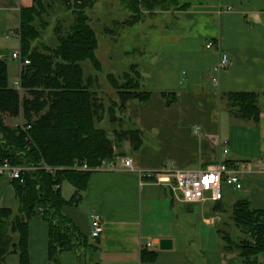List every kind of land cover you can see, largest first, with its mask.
I'll return each mask as SVG.
<instances>
[{"label": "crops", "instance_id": "obj_1", "mask_svg": "<svg viewBox=\"0 0 264 264\" xmlns=\"http://www.w3.org/2000/svg\"><path fill=\"white\" fill-rule=\"evenodd\" d=\"M183 4L189 6L145 21L146 30L139 34L142 44L133 50L141 56L137 72L150 98L146 103H126L123 126L137 128L142 145L132 152L128 144V153L115 160L130 159L133 171L92 172L78 203L63 208L87 240L91 215L101 218L103 233L91 264H241L239 253L225 251L221 239L222 233L240 239L230 219L232 207L248 200L252 208L264 210V1ZM31 5V0H0V56L19 51H4L3 41L17 31L19 10ZM222 55L229 65L215 72ZM16 70L14 82L19 81V64ZM240 92L260 96L257 124L231 113L224 96ZM163 94L174 95L173 103L167 105ZM19 118L5 117L4 123ZM219 162L241 164L242 188L223 185L222 200L216 204H183L138 173L167 166L201 171ZM71 193L63 199L70 200L74 189ZM1 208L17 209L7 175H0ZM162 239L171 241V250L155 248ZM144 249L157 253L155 262H141ZM71 255L61 256V264L80 263L75 253ZM29 258L30 264H47V226L39 219L29 222ZM258 259L264 264V253ZM3 264H19L18 256L8 255Z\"/></svg>", "mask_w": 264, "mask_h": 264}, {"label": "trees", "instance_id": "obj_2", "mask_svg": "<svg viewBox=\"0 0 264 264\" xmlns=\"http://www.w3.org/2000/svg\"><path fill=\"white\" fill-rule=\"evenodd\" d=\"M133 1L139 2L148 16L154 11H182L189 6L181 0ZM93 4L94 0H32L31 7L19 10V52L23 61H29L19 76L24 97L9 87L6 57L0 56V162L23 169L18 178L11 180L16 211L0 209V264L10 254L18 256L19 264H30L29 222L34 219L47 226V264H61V255L67 252L75 253L79 261L91 260L95 252L97 240L88 243L63 214L64 207L78 203L92 174L73 169L75 165L95 168L100 161L122 157L115 152L106 132L96 128L104 119L102 102L93 90L98 79L84 78L81 67L90 62L97 72L101 68L95 54L96 32L86 15ZM54 5L70 12L74 19L63 36L58 37L57 46L41 52L34 42L40 38L39 28L46 25L43 16ZM134 7L137 12L132 11L131 16L136 20L141 10L137 4ZM107 78L115 89L113 106L121 115L127 102L141 104L150 98V93L141 88L137 66L131 67L121 81ZM163 97L167 105L174 101L172 94ZM259 97L245 92L224 96L233 116L255 124L259 122ZM5 117H22L25 123L11 128L5 125ZM115 119L110 117L111 122ZM119 121L123 122L122 116ZM114 136L118 144L128 142L132 152L142 145L141 132L133 126L114 131ZM64 182L74 189L68 201L60 190ZM230 219L240 232V239L234 241L229 234L222 233L223 249L237 251L241 264H259L258 258L264 253V210L252 208L248 200H240L233 205ZM156 258L154 251L140 252L142 263H153Z\"/></svg>", "mask_w": 264, "mask_h": 264}, {"label": "rangeland", "instance_id": "obj_3", "mask_svg": "<svg viewBox=\"0 0 264 264\" xmlns=\"http://www.w3.org/2000/svg\"><path fill=\"white\" fill-rule=\"evenodd\" d=\"M32 1V0H31ZM230 0H181V3H190L192 5L202 4H217L221 6L229 3ZM232 1V0H231ZM137 4L139 11V19H134L131 12L135 10L134 5ZM139 2L134 3L133 0H94V4L88 9L86 15L89 19V25L96 32L98 40V48L96 57L100 63V71H96L90 62L81 64L84 78L97 77L98 83L93 90L96 92L103 107V121L96 124V128L106 132L108 139L113 143L115 152L123 155L128 153V142H118L115 140L114 131L127 130L123 126V122L119 121L121 113L113 106V101H116V94L113 83L107 78L112 76L116 80L121 81L122 76L126 72H130L131 67L139 66L142 62L141 56L133 50L140 47L143 38L139 34L146 30L147 20H151L165 12L154 11L148 16L147 12L142 11ZM133 5V6H132ZM31 7V6H30ZM29 8V7H23ZM47 16H43L45 27L39 28L40 38L34 42V46L41 52H45L46 48H54L57 46L58 37H62L64 30L73 22V15L70 12L61 9L58 5H54L51 10L47 11ZM172 12V11H169ZM175 12V11H174ZM144 15V16H143ZM149 22V21H148ZM4 51L11 52L14 49L19 50V41L16 38L10 37L9 40L3 41ZM8 67V84L12 86L14 81H17L18 73L16 66L18 61L13 60L9 54L6 57ZM21 96H25L23 91ZM116 117L115 121H110V117ZM119 118V119H118ZM9 126L13 124L17 126L23 125L22 118L14 121L5 120ZM62 195L65 199L71 196L73 187L68 183L62 184ZM195 206V205H191ZM90 240V241H89ZM88 241L93 242L91 239ZM72 253H63L61 256L69 258ZM72 258V257H70ZM87 258L86 261L81 260L79 264H91Z\"/></svg>", "mask_w": 264, "mask_h": 264}, {"label": "built area", "instance_id": "obj_4", "mask_svg": "<svg viewBox=\"0 0 264 264\" xmlns=\"http://www.w3.org/2000/svg\"><path fill=\"white\" fill-rule=\"evenodd\" d=\"M12 38H19L17 32L10 35ZM213 43H209V47H213ZM13 60L18 61L20 71L23 67L29 65L28 60H22L20 52L11 55ZM229 60L226 55H222L214 69L220 72L227 68ZM13 88L21 92L20 83L14 82ZM194 134H198V128H194ZM228 148L224 144L222 149L223 156L228 154ZM241 164L230 165L219 162L207 167L201 171L179 170L171 166H167L156 172H138L142 180L153 181L155 184L166 189L169 194L178 199L181 203L187 205H197L205 203H218L222 200L223 185L230 186L235 190H241L242 184L239 175ZM242 167L249 169L248 165ZM75 170L88 172H104V171H133L132 161L130 159L121 158L116 161H100L95 168H88L86 165L73 167ZM264 169V165L262 166ZM22 168L12 167L7 161L0 162V175H7L11 180L18 178ZM51 171V169H46ZM103 233V225L101 218L92 214L90 217L89 237L92 240H98ZM150 246V244H148Z\"/></svg>", "mask_w": 264, "mask_h": 264}, {"label": "water", "instance_id": "obj_5", "mask_svg": "<svg viewBox=\"0 0 264 264\" xmlns=\"http://www.w3.org/2000/svg\"><path fill=\"white\" fill-rule=\"evenodd\" d=\"M155 248H158L161 251L171 250L172 244H171L170 240L162 239L158 242V244L155 246Z\"/></svg>", "mask_w": 264, "mask_h": 264}]
</instances>
